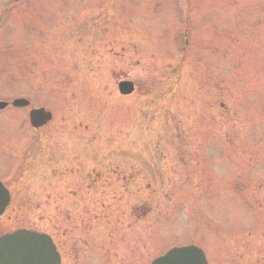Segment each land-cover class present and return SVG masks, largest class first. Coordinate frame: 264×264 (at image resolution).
<instances>
[{
	"label": "rangeland",
	"instance_id": "obj_1",
	"mask_svg": "<svg viewBox=\"0 0 264 264\" xmlns=\"http://www.w3.org/2000/svg\"><path fill=\"white\" fill-rule=\"evenodd\" d=\"M16 98L52 120L0 111L20 204L0 233L78 225L120 264L185 246L264 264V0H0V102Z\"/></svg>",
	"mask_w": 264,
	"mask_h": 264
},
{
	"label": "water",
	"instance_id": "obj_2",
	"mask_svg": "<svg viewBox=\"0 0 264 264\" xmlns=\"http://www.w3.org/2000/svg\"><path fill=\"white\" fill-rule=\"evenodd\" d=\"M133 91L134 86L131 82L118 83L119 94L127 96ZM6 105V103H0V110ZM28 105L29 103L23 99L12 102V106L16 108ZM28 118L30 126L39 129L51 120L52 115L44 109H38L32 110ZM8 200V194L0 182V216ZM0 264H59V259L48 236L27 230H16L0 237ZM151 264H207V261L200 249L186 246L169 250L153 260Z\"/></svg>",
	"mask_w": 264,
	"mask_h": 264
},
{
	"label": "flooded vegetation",
	"instance_id": "obj_3",
	"mask_svg": "<svg viewBox=\"0 0 264 264\" xmlns=\"http://www.w3.org/2000/svg\"><path fill=\"white\" fill-rule=\"evenodd\" d=\"M13 100L10 102H6L7 106L4 109L8 108L9 106L13 107L11 105ZM28 103H29L28 106L22 108L24 110L29 108L28 114L32 110L40 109V108L30 107L31 104L29 101H28ZM19 109H21V108H19ZM3 110H1V111H3ZM0 182L3 185V188L6 190V192L8 194V199H9L2 215L0 216V222L5 221V220L10 221L11 218H13L12 217V215H13L12 211H14L17 207H20V204L16 202V196H15L17 193V186L14 185V183H13V185H12V183H11V185L6 184V183H4V181L1 178H0ZM74 227H76V226H74ZM88 227L90 228V225H88ZM76 228L77 229L74 228V231L78 232V234L73 236L72 240H70L69 237H66L62 230L60 232L59 239H56V240L44 232H41V231H38V230H35L32 228H29L26 230L36 232V233L45 234L50 238L51 242L53 243V245L55 247V251L58 255L59 264H64L65 258H68V257L71 259V261H69V264H120L121 258H120V256L119 257L116 256V252L112 251V249L110 248V245H109L110 243L106 246L105 245L99 246L98 248H96L94 246L95 243H93L91 245V248H90L87 243L82 244L81 241L83 243H85L86 241H84V240L94 239V236L84 234L86 236L83 237L79 233L78 225ZM15 230H16L15 228L4 230L2 233H0V237L4 236L6 234H10V233L14 232ZM88 232H89V230H88ZM88 240H87V242H88ZM67 241H70L71 244H68ZM113 255H114V258H113Z\"/></svg>",
	"mask_w": 264,
	"mask_h": 264
}]
</instances>
